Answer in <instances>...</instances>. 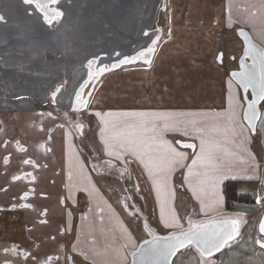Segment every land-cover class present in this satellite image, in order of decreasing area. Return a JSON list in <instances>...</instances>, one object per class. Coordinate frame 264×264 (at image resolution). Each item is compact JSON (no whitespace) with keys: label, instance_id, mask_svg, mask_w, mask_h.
Returning <instances> with one entry per match:
<instances>
[{"label":"rangeland","instance_id":"rangeland-1","mask_svg":"<svg viewBox=\"0 0 264 264\" xmlns=\"http://www.w3.org/2000/svg\"><path fill=\"white\" fill-rule=\"evenodd\" d=\"M132 1L133 7L126 10L132 12L130 20L128 16L125 19L124 14L118 19L112 8L101 6L97 11L100 16L94 17L101 18V22L86 23V32L82 37L69 41L67 45H64V24L60 21L63 13L56 10L61 15L47 26L43 24L53 36L52 41L36 40L35 46L33 39L25 38L27 8H17V12H13L10 9L13 4L8 8L2 6L4 0H0V14L8 17L7 24L0 22V34L3 30L21 33L20 39L0 40V51L5 52L9 59L8 64L0 63V92L5 98L27 91L42 98L52 86L51 80L64 77L61 82L68 84L73 77L70 86L62 88L60 106L64 111L72 109L66 117L70 118L75 135L72 143L78 155L73 154L72 146L67 153L61 140H57L59 133L52 135L49 129L44 136L47 152L43 151L44 144L39 150L29 147L16 151L8 143L0 148V207L4 208L0 213V223L3 222L5 228L0 231V242L4 243H0V251L4 249L3 255H13L6 248L13 240L21 243L20 259L27 264L40 263L41 259L62 258L57 246L53 252L32 253L33 245H44L54 236L51 235L52 224L58 225V236L64 235V243L73 248L81 246L84 240L91 242L98 238L99 233L104 235L106 230L89 232L95 228L92 218L86 215V207L91 199L106 200L107 205L140 238L148 223L163 236L175 230L161 226L156 214L160 201L152 195L153 187L159 188L168 198L164 203L180 217L184 224L181 229L189 227L188 218L191 215L195 214L198 219L203 216V201L198 193L206 197L211 190L213 197L219 198L224 205L223 194L216 193V185L211 187L214 171L205 167L207 160L201 155L193 164L191 150L180 146L175 134H186L189 130L186 111L188 114L197 111L208 119L211 105L216 112L220 111L210 118L215 121L216 129L220 128L217 121L221 119H224L222 128H227L228 109L218 82L224 73L231 79L228 74L238 68L243 43L236 33L237 27L242 25L249 30L264 47V0H159L157 8L151 5L156 0H149V8L141 6V0ZM117 4L129 5L130 0H117ZM43 10L44 19L48 21L49 17L45 18ZM84 10L85 15H89V9ZM120 19L127 22H118L114 26L113 22L108 21ZM150 47L153 51L148 53ZM141 51L146 53L144 57H138ZM219 52L223 54L221 63L218 62ZM108 56L111 60L116 58L114 64H111ZM125 57L138 58L120 63ZM233 57L235 60H232ZM108 64L112 65L111 70L107 68ZM171 80L172 86L169 84ZM234 84L232 81L230 86L235 87ZM59 85L60 82L49 90H55ZM224 89H227V85ZM122 96L126 100L115 102L114 97ZM134 103H141L142 107ZM4 105L0 103V107ZM76 105L81 109L73 112ZM51 111L55 115L56 110ZM140 113L148 115H130ZM125 117L129 122H124ZM164 117L181 123L175 127H165ZM145 119L149 121V127H156L155 143L145 153L133 154L130 149L109 148L105 144V139L114 131L125 130L128 125ZM79 122L85 125L82 134H78L74 127ZM202 126H208L207 122ZM169 139L172 142H168ZM171 149L184 154L183 158L175 157L179 161L175 165L168 163ZM247 151L249 155L252 154L249 149ZM235 155L231 153V157ZM120 156L121 159L118 158ZM34 160L41 166H44L41 162H45L50 170L45 173L43 168L34 165ZM213 162L220 170V152ZM228 167L227 174H232L233 164ZM54 169L64 174L54 175ZM29 173L34 176L33 179L23 177ZM19 175L21 177L18 178ZM141 178L145 179V189L151 196L148 195V201L146 193L142 191ZM152 180L159 181V185H153ZM182 184L189 187V192L182 189ZM240 189L242 192L255 191L256 185L246 183ZM261 192L264 195V190ZM194 193L197 198L189 195L194 196ZM262 208L264 203H261L260 210ZM257 214L251 217H255L253 223L259 232L263 212L258 211ZM246 232L248 230L243 229L241 234ZM84 235L86 237L82 239ZM184 249L197 251L193 245ZM3 258L0 255V259ZM76 262L81 264L77 259ZM58 263L63 264V259Z\"/></svg>","mask_w":264,"mask_h":264},{"label":"crops","instance_id":"crops-1","mask_svg":"<svg viewBox=\"0 0 264 264\" xmlns=\"http://www.w3.org/2000/svg\"><path fill=\"white\" fill-rule=\"evenodd\" d=\"M158 1L159 0H156L154 4H151L149 0H141L140 3L141 6H144L146 8H149L150 4L153 7L157 8ZM40 3L47 4V9H38L35 3H26L25 0H4V2L2 3V6H6L8 8L13 4L10 8L13 10V12H17V8H27L28 17L26 19L24 18V25L28 26L27 31H25V38L33 39L35 46L36 40L48 39L52 41L53 39V36L49 32H47L48 27H43V24L47 26L51 21L55 20L53 18L54 13L51 11L52 9L60 10L63 13L60 21L62 24H64V26L62 27V31H64V45H67L69 41H74L80 39L79 37H82L81 35L86 32V23L98 24L101 22V18H94L95 16H100L97 15V11L101 9V6L105 8L107 7L108 9L112 8L114 16H118V19L122 14H124L123 17L126 19V17L128 16L130 20L132 12L130 13L126 10L128 7H133L131 3L134 2L130 0V4L126 5L117 4V0H103V2L102 0H57L55 4H52L50 3V0H40ZM137 5L140 6L139 3ZM117 8H124V10H117ZM84 9H89V15H85L86 11ZM42 10L47 13V16L49 17L48 21H45L44 15L41 12ZM2 11L5 12L4 9H2ZM48 12H51L52 14H48ZM88 16L93 17L88 18ZM7 18V16H3V14H0V22L7 24ZM108 18H110V16H108ZM108 21L109 23L113 22L114 26L118 22H127L126 20L125 22H122L121 19ZM69 25L71 26L69 27ZM240 27H242V25ZM9 31L10 30H3L0 34V40L5 41L20 39V32L13 30L14 32L12 31L10 33ZM147 31L148 30H146V32ZM13 34H15V36H13ZM16 41L15 45L17 43ZM67 48L68 47L64 49ZM109 56L108 60L113 63L116 58L114 57L111 60ZM2 62L8 64L9 59L8 56H6L5 52L0 51V63ZM105 69H107L106 66ZM79 70L81 71L82 69ZM222 77L224 78V81H222V84L220 83V87H222L223 89L222 99L223 101L226 99V108L228 109L226 113V117L229 120L227 122V128H222L224 119H221L217 121L221 126L219 129H216L215 121L210 118L212 117V115H218L220 111L216 112V108H214L210 104L211 106L209 107V109L211 110V113H209L208 119L200 116L197 111H190L189 114L186 111L185 116L187 117V122H189L190 125L189 130L186 131L187 135L181 134V132L175 134L177 140L192 141L196 143L195 151H190L192 154V162L194 160H197L198 157L202 155V139L206 142L205 153L209 149H212L216 152V156L218 152H220L221 154L220 170H217L214 162L209 163L208 161H206L205 167L208 170L214 171L211 175V187L213 188L216 185L214 187L216 193L218 195H220V192L223 194L225 201L224 205L221 204V200L219 198L215 199L213 197L211 190H209L206 197H204L203 194L198 193L199 199L203 201V210L201 212L203 216L198 219L196 215L193 214L188 218V223L189 221H192L193 223L199 222L200 220L219 216L226 212L227 209L225 198V184L227 181L241 182L237 187V192L242 195H252L253 197L257 198V200L259 199L260 202L253 205L246 203L243 204V206L242 204L235 203L232 206V210L230 211L245 216L246 224L244 225L243 229L244 231L247 229L248 232L244 233V235L241 234L237 239L229 243L221 251V253H219L218 255H212L210 257H203L198 251L183 249L177 253L172 264H264V249H261L257 245V241L261 238V236L258 232V227L256 229V225L253 223L255 217H251L252 214L256 215L258 211L264 212V208L260 210L261 203H264V195L261 192V190H264V103L261 106L262 115L260 121L258 122L257 132L256 134H252L243 120L245 103L240 88L233 80L228 79L229 77ZM71 79L73 80V77ZM62 80H64V77L63 79L59 78L55 81L51 80L52 86H50L45 92L55 86L58 82H60V84L63 85L64 88H66L67 86H70L72 81L71 80L70 83L68 82V84H66L64 81L61 82ZM232 81L235 83V87L230 86V83H232ZM225 84L227 85V89H224L226 87ZM208 86H210V84ZM63 90L60 94L57 95L58 97L56 98V103L54 104L46 101V99H44L45 96L39 98L34 94L28 93V91L23 92L22 95H19L18 92H16V95L20 96L18 97V99L5 98L4 100L0 101L3 103V105L5 104L4 106H2L4 111L2 112L0 119L2 120V122H4V128L6 129L5 131H8L7 133L3 131L1 135L2 138L8 139L9 144L16 151H21V149L18 148V146L14 145L13 141L19 140L20 145L26 150L29 147H35L39 150L40 147L44 144L43 151L47 152L48 150L44 136L49 129L52 132V135H54L56 132L59 133V135H57V140H61L64 150L67 153L69 151V147L72 146L74 149L73 154L75 156H78L72 143L75 135L73 136V129L71 127L70 118L67 119L68 116L66 117V115H68V113H70L72 109H70V111H64V109L60 106ZM12 97H14V95H12ZM32 98H35L37 101L34 102ZM191 98H194L193 95L191 96ZM114 99L115 102L126 100L125 96L114 97ZM134 105L142 107L141 103H134ZM79 108L81 109V106L76 105L73 109V112L78 110ZM51 109L56 110L55 115H53L54 113L53 111H51ZM124 122H129L127 117H125ZM206 122L208 126L203 127L202 123ZM83 124L84 123L79 122L74 125V127H76L78 131V128L80 129V127L85 126H82ZM77 125H79V127H77ZM21 128H24V130H22ZM78 134L81 133L78 131ZM167 141L172 142V140L170 139ZM4 145L5 142L3 140H0V148H4ZM248 149L250 152H252V154H248ZM231 153H235L236 155L231 157ZM230 157L231 161L228 162ZM257 157L260 158L259 162L256 159ZM118 158L121 159V156ZM37 162V160H34V165L39 169L43 168L45 170V173L50 170L49 165L45 162H41L44 164V166L38 165ZM238 163L240 164L238 165ZM230 164H233L234 166L232 167V174H227L230 168L228 167V165ZM54 170V175L64 174L60 171H57L58 169ZM244 172H246V174H244ZM251 173H253V175ZM19 177H21V175H19L18 178ZM148 178L151 179L153 177L148 176ZM151 183L153 185H159V181L152 180ZM246 183L255 184L256 190L250 192H242L240 187L241 185ZM140 184L142 185V191L146 193V201H148L150 199V194L149 191L145 189V179L141 178ZM180 186L184 191L189 192V187L187 185L182 184ZM163 194L164 193L159 188L153 187L152 195H154V197L160 201L156 209V214L158 216V220L161 223V226H167L171 227V229H175L171 232V234L187 229L188 227L181 229L184 225L183 222L181 221L180 217L175 212L171 211L168 205L164 203V200L168 198H165ZM189 195L192 198L198 197L196 193H194V196L192 194ZM1 209L4 208L0 207V210ZM86 215H89V217L92 218L94 222L93 226H95V228L89 230V232H101L103 230H106V233L102 236L101 233H99L98 238L92 240L91 242L89 240H84V243L82 245L80 244L81 246L73 248V246H70V244L64 243V235L58 236V225L52 224L51 235L54 234V236H52L49 241H46L44 245H33L32 253L36 251L39 254H41L42 252H53V249H55V247L57 246V250L60 252L62 258L41 259L40 263L37 262L35 264H59L58 261H61V259H63V264H68L69 256L73 257L76 264V259L79 260L81 264H131L130 259H132V254L138 249L140 244L145 240L151 238L153 235H160V232L157 230V228L148 223L144 227V234L140 238V235H136L134 232H132L128 225L123 221V219L118 216L117 212L107 205L106 200L93 201L91 199L89 205L86 207ZM164 220L168 221L164 222ZM168 225H172L173 227ZM85 237L86 236L84 235L82 239H85ZM103 237H105V239ZM102 240L104 241L102 242ZM4 241L6 240H3V242ZM3 251L4 249H1L0 251V255L4 257L3 259H0V264H27L24 260L20 259L21 249H19L18 252L13 255L7 253L8 256L3 255ZM96 259L102 260L97 261ZM115 259H117L119 262L117 263Z\"/></svg>","mask_w":264,"mask_h":264},{"label":"snow or ice","instance_id":"snow-or-ice-1","mask_svg":"<svg viewBox=\"0 0 264 264\" xmlns=\"http://www.w3.org/2000/svg\"><path fill=\"white\" fill-rule=\"evenodd\" d=\"M26 3H35L38 9H47V4L40 3V0H25ZM57 0H50V3L55 4ZM54 13V17L61 15L55 9L51 10ZM47 19V13L45 15ZM155 43V41L153 42ZM153 49L150 47L147 49L148 53H151ZM146 53L141 51L138 54V57H144ZM262 61H264V53H261ZM222 56V54H221ZM138 57H125L124 60H121L120 63H125L129 59H136ZM147 62V61H146ZM91 64V62H89ZM101 72L104 69H100ZM92 74L90 73V76ZM233 76L240 79L242 82L245 80H251L252 76L245 72L233 73ZM260 98L264 99V63H262V71L260 76ZM80 99L79 94H77V100ZM254 103V102H253ZM132 116H141L146 117L148 114H130ZM166 119L165 127H175L180 121L172 120L169 117H164ZM156 127L153 125L149 127L148 120H141L139 123L130 124L126 127L125 130L114 131L110 136L105 139V144L109 148L120 147L124 149H130L133 154H143L145 153L153 143H155ZM205 140H201V153L209 163L217 159L216 152L212 149H209L205 153ZM185 147L192 148L194 145L187 144ZM111 154V152L109 153ZM184 154L176 152L175 149H171L169 154L168 163L169 165H175L179 161L175 157L183 158ZM143 162V161H142ZM196 163V160L193 161V164ZM172 226V225H168ZM261 232H264V222H261L260 225ZM237 222L224 220L220 222L208 221L206 223H193L189 221V228L187 231L177 234H172L167 237H158L153 235L152 240H145L144 244L149 247L142 249L141 255L147 254L152 259L149 261V264H166L170 256L175 255V253L182 247H185L187 244L195 243L197 247L201 249V253L207 252L211 254L212 250H220L222 246L228 243L230 239L234 238V233L237 232ZM258 243H260L258 241ZM264 247V244H261ZM136 253H133L135 256Z\"/></svg>","mask_w":264,"mask_h":264},{"label":"water","instance_id":"water-1","mask_svg":"<svg viewBox=\"0 0 264 264\" xmlns=\"http://www.w3.org/2000/svg\"><path fill=\"white\" fill-rule=\"evenodd\" d=\"M237 35L243 43V53H242V55L238 61L239 68L231 70L229 75H230L231 79L240 88L241 93H242V97L244 99L245 107H244V111H243V120L246 123V125L249 127V129L251 130L252 134H256L258 122L260 121V118L262 115L261 106H262V103L264 102V99L260 98V76H261V71H262V63H264V61H262L260 54L264 53V47L260 43H258L254 39L252 33L244 27L237 29ZM221 54H222V52H220V54L218 55L219 61L222 60L223 54H222V56H221ZM239 72H245V73L250 74L252 76V79L251 80H245L244 82H242L240 79L233 76V73H239ZM61 89H62V87H59L58 90L55 91L54 97H56L58 95V93L60 92ZM178 144L184 148L190 149L192 152H194L196 149V143L192 142V141L178 140ZM187 144H192V145H194V147H192V148L185 147V145H187ZM224 220L237 222L238 231L233 234L234 238L230 239L228 241V243H230L231 241H233L235 238H237L239 236L240 231H241V223L236 218H223V219H216V220H210V221L220 222V221H224ZM206 222H208V221H205L204 223H206ZM261 222H264V212H263L261 220L259 222V232L262 236V239L258 240L260 243H258V241H257V245L260 248L264 249V247L261 246V244H264V232H261V230H260ZM185 231H187V229L176 232V233H172V234L179 235L180 233L185 232ZM172 234H169V235H172ZM169 235H165V236L155 235V236L167 237ZM152 238H153V236L147 240H152ZM227 244L222 246L219 251L213 249L211 254H209L207 252H204L202 254L201 249L199 247H197V245L195 243L187 244L185 247L180 248L175 253V255L170 256L168 258V261L166 262V264H172L177 253L189 245L195 246V248L200 252V254L203 257H210L212 255L217 254L221 250H223ZM148 247H149L148 245H146V244H144V242H142L140 244V246L138 247V249L136 251H134L136 253V255L133 256V254H132L131 264H149L150 260L155 259L153 257L148 256L147 254H145L143 256L141 255L142 249H146ZM68 263L69 264H76L72 256H69Z\"/></svg>","mask_w":264,"mask_h":264},{"label":"trees","instance_id":"trees-1","mask_svg":"<svg viewBox=\"0 0 264 264\" xmlns=\"http://www.w3.org/2000/svg\"><path fill=\"white\" fill-rule=\"evenodd\" d=\"M170 44H171V42H170ZM111 64L107 65V68L110 69V70L112 69L111 68L112 67ZM224 74H225L224 75L225 77H228L226 75V73H224ZM222 81H224L223 78L221 80H219V82H218L219 86H220V83L222 84ZM171 82H172V80L169 81L170 85H171ZM91 97H93V96H91ZM240 183L241 182H238V181H227L226 182V184H225V198H226V209L227 210H226V212L224 214L219 215V216H215V217H212V218H209V219L200 220L199 222H195V223H201V222H205V221L223 219V218H236L241 223V230H242L244 225L246 224L245 216L236 214V213H234V212H232L230 210H232V206L235 203H242V204H246V203L250 204L251 203V204H255L256 203V198L253 197L252 195H249V194H247V195L239 194L237 192V187H238V185Z\"/></svg>","mask_w":264,"mask_h":264},{"label":"flooded vegetation","instance_id":"flooded-vegetation-1","mask_svg":"<svg viewBox=\"0 0 264 264\" xmlns=\"http://www.w3.org/2000/svg\"><path fill=\"white\" fill-rule=\"evenodd\" d=\"M239 27H237V29H238ZM236 33H237V30H236ZM219 54H220V52H219ZM218 54V55H219ZM232 60H235V57H233L232 58ZM239 61V60H238ZM218 62H222V60L221 61H219L218 60ZM238 68H239V63H238ZM238 68H236V69H238ZM58 87H62L63 88V85H59V86H57L56 87V89L54 90H48L47 92H45L44 94H45V97H44V99H46V101H48V102H50V103H52V104H54V103H56V98L58 97V96H56V97H54V93H55V91H57L58 90ZM1 88V87H0ZM63 90V89H62ZM62 90H60V92L58 93V94H60L61 93V91ZM20 95V94H19ZM5 95L4 94H2V92H0V99H1V101L2 100H4L5 99ZM18 97H20V96H17V95H14V97H8V98H11V99H18ZM32 100L35 102V101H37L35 98H32ZM2 105H3V103L2 102H0ZM4 111V109H3V107L1 106L0 107V118H1V115H2V112ZM77 127H79V125H77ZM6 129L4 128V122H2V120L0 119V140H3L5 143H8L9 144V140L8 139H3L2 138V133H3V131H5ZM83 130V128L82 127H80V129L78 128V131L82 134V131ZM13 143H14V145H16V146H18V148H20V149H24V147H22L21 145H20V143H19V140H15V141H13ZM23 177H25V178H28L29 180L30 179H33L34 178V176L31 174V173H29V174H25V175H23ZM263 185H264V183H263ZM260 201H259V199L257 200L256 199V204H258ZM259 207H260V204H259ZM2 210H4V209H1L0 210V213H1V211ZM4 226V223L3 222H1L0 223V231H2V229L4 230L5 228L3 227ZM8 243V242H7ZM21 243L19 242V243H16V242H14L13 240L8 244V247H7V251L9 252H11V253H13V254H16L17 252H18V250L21 248V245H20ZM69 258V257H68ZM69 264V263H68Z\"/></svg>","mask_w":264,"mask_h":264}]
</instances>
